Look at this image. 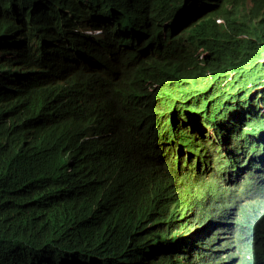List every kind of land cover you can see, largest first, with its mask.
<instances>
[{
  "label": "trees",
  "instance_id": "obj_1",
  "mask_svg": "<svg viewBox=\"0 0 264 264\" xmlns=\"http://www.w3.org/2000/svg\"><path fill=\"white\" fill-rule=\"evenodd\" d=\"M48 1L0 0V19H17L25 36L47 32L45 42L53 35L72 40L80 34L81 45L121 46L104 64L115 106L107 121L78 114L69 100L77 89L70 95L68 82L50 89L6 70L9 41L0 39V264H209L215 253L208 249L210 236L194 231L203 224L219 225L226 238L238 237L237 264L264 261V183L246 181L214 194L201 181L197 186L171 171H156L145 160L144 172L134 174L102 163L104 155L111 162L121 143L117 129L123 140L171 166L179 147L200 160L208 145L207 137L195 145L192 137L169 129L162 99L152 97L177 89L182 68L170 72L175 62L165 54L142 55L113 36L120 23L162 11L161 1ZM195 1L210 54L219 46L215 66L227 58L232 69L230 76L213 79L208 101L225 105L234 95L244 104L240 92L264 88V63L258 85L252 66L244 64L253 41L254 52L264 58V0ZM39 5L49 10L28 12ZM96 25L105 34L82 32ZM92 79L84 82L103 90V79ZM261 95L264 105V90Z\"/></svg>",
  "mask_w": 264,
  "mask_h": 264
},
{
  "label": "clouds",
  "instance_id": "obj_2",
  "mask_svg": "<svg viewBox=\"0 0 264 264\" xmlns=\"http://www.w3.org/2000/svg\"><path fill=\"white\" fill-rule=\"evenodd\" d=\"M160 1L162 11L144 19L135 18L136 22L131 25L120 23L113 36L119 37L122 43L131 44L142 55L165 54L175 62L170 64V72L182 68L177 89L152 97L162 99L161 115L169 123V129L192 137L191 143L195 145L207 137L208 145L200 160H196L195 151L179 147L178 158L171 166L169 161L158 155L144 154L136 142L123 140L117 129L121 143L115 142L112 163L104 155L103 165L112 169L114 164L117 169L126 166L127 171L134 174L144 172L142 160H145V164L154 165L156 171H171L197 186L201 181L202 188L210 189L214 194L232 192L246 181L264 183V105L260 103L264 88L258 85L262 71L259 63H264V58L254 52V41L247 46L244 64L252 66L258 88L240 92V100H245L244 104L237 103L234 95L225 105L208 101L213 79L232 74L229 61L226 58L221 68L215 66L219 46L211 55L208 41L201 34L205 24L200 20L202 13L198 11L195 0ZM47 3L51 6L52 0ZM49 6L39 5L28 12L36 15L48 11ZM0 23L4 27L0 29V39L9 41L6 70L26 83L40 81L50 89L68 82L72 87L70 95L73 89H77L69 100L78 114L93 115L105 121L110 119V109L115 106V100L105 71V57L121 52V46L117 48L118 45L111 46L105 41L93 47L81 45L77 43L80 34L72 40L53 35L45 42L47 32L37 30L34 35L25 36L17 19L8 23L0 19ZM82 32L105 34V29L96 25ZM242 37L251 36L245 33ZM120 62L116 60V63ZM85 77L92 80L102 78L105 82L103 90L97 84L84 82ZM152 93L157 91L153 89ZM181 94L186 96L184 101ZM201 217L199 214L197 219ZM212 218H215V213H212ZM194 231L210 236L208 249L215 253L209 264L238 263L241 256L237 255L234 245L238 237H224L219 233V225L209 228L203 224L195 227ZM179 238L182 240L184 236ZM253 264H264V261H254Z\"/></svg>",
  "mask_w": 264,
  "mask_h": 264
},
{
  "label": "bare ground",
  "instance_id": "obj_3",
  "mask_svg": "<svg viewBox=\"0 0 264 264\" xmlns=\"http://www.w3.org/2000/svg\"><path fill=\"white\" fill-rule=\"evenodd\" d=\"M40 32V31H39ZM256 181L260 180V179H255Z\"/></svg>",
  "mask_w": 264,
  "mask_h": 264
}]
</instances>
